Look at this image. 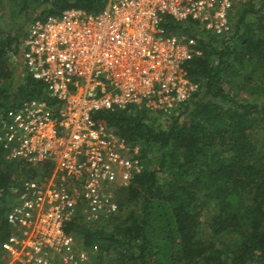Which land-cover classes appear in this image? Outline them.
Listing matches in <instances>:
<instances>
[{"label": "trees", "instance_id": "1", "mask_svg": "<svg viewBox=\"0 0 264 264\" xmlns=\"http://www.w3.org/2000/svg\"><path fill=\"white\" fill-rule=\"evenodd\" d=\"M106 1L0 0V80L9 86L0 112L41 97L40 83L17 68L29 25L71 8L97 13ZM165 27L192 32L176 30L183 25L169 18ZM199 44L203 54L186 64L197 90L177 109L166 114L129 106L94 114L139 146L142 163L131 184L116 190V215L66 225L96 254L95 264L108 255L107 264H264V0L245 2L228 35ZM243 91L255 99L237 100L233 93ZM48 169L10 160L0 150V243L8 234L14 183L42 179ZM209 211L213 215L205 217ZM225 236L238 242L221 241Z\"/></svg>", "mask_w": 264, "mask_h": 264}, {"label": "built area", "instance_id": "2", "mask_svg": "<svg viewBox=\"0 0 264 264\" xmlns=\"http://www.w3.org/2000/svg\"><path fill=\"white\" fill-rule=\"evenodd\" d=\"M245 2L107 0L97 13L71 8L29 25L21 59L41 97L1 110L0 150L10 160L49 165V173L21 178L10 190L3 264L86 262L66 225L116 215L113 191L142 169L139 146L94 114L177 109L197 90L186 64L203 54L199 40L228 35ZM168 18L191 34L168 32Z\"/></svg>", "mask_w": 264, "mask_h": 264}, {"label": "rangeland", "instance_id": "3", "mask_svg": "<svg viewBox=\"0 0 264 264\" xmlns=\"http://www.w3.org/2000/svg\"><path fill=\"white\" fill-rule=\"evenodd\" d=\"M10 64H13V60L11 61L10 60ZM14 65H15V63H14ZM16 66V65H15ZM18 66V65H17ZM19 70H21V69H24L23 68V65H19L18 67H17ZM16 82H18V81H16ZM16 82H15V85H16ZM4 85V81L2 82L1 80H0V98H1V95L5 92V91H8V89H9V86H5L4 88L2 87ZM233 95H234V97L237 99V100H240V101H253L254 99H255V96L256 95H253V93H247L246 91H243V92H241V93H233ZM151 111V110H150ZM116 190L115 191H113V195H114V198H115V196H116ZM116 199V198H115ZM131 208H133L132 206H130L129 205V207H125V208H123V211H120L119 212V214H120V216L122 215V214H124V213H127V211H129ZM212 213H214V211H212L211 213H210V211L207 213V214H205V217H209V216H211V215H213ZM76 243H77V245L79 246V250H82L84 253H85V256H86V262L85 263H82V264H95V263H93V257L96 255V254H94V253H92V251L90 250H86L84 247H83V245H82V241L81 240H79V237H76ZM221 241H223V242H225V243H228V244H235V243H237L238 242V238L237 237H234V236H225L224 238L222 237L221 238ZM109 259H111V255H108V256H106V258H105V261H104V263L103 264H107L106 263V260H109Z\"/></svg>", "mask_w": 264, "mask_h": 264}]
</instances>
